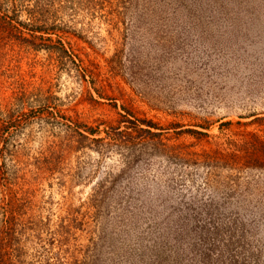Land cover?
<instances>
[{
	"label": "rangeland",
	"instance_id": "rangeland-1",
	"mask_svg": "<svg viewBox=\"0 0 264 264\" xmlns=\"http://www.w3.org/2000/svg\"><path fill=\"white\" fill-rule=\"evenodd\" d=\"M36 3L41 48L0 32L10 264H264V0Z\"/></svg>",
	"mask_w": 264,
	"mask_h": 264
},
{
	"label": "trees",
	"instance_id": "trees-1",
	"mask_svg": "<svg viewBox=\"0 0 264 264\" xmlns=\"http://www.w3.org/2000/svg\"><path fill=\"white\" fill-rule=\"evenodd\" d=\"M38 11H40L36 0H0V32L6 34H17L15 36H22V32L15 24L22 27V29L27 31L29 38H23L27 46L36 50L41 48L43 45H37L36 42H42L43 35L49 34L48 32H55L54 29H46L41 26H37L39 22L37 16ZM25 14L27 16L28 22H21L18 18ZM14 24V25H13ZM43 34L38 36L37 34ZM150 124V123H148ZM5 224L7 226V233H2L0 229V264H10L12 256H14L13 251H16L15 242L18 243V237L16 235V216L14 211L6 212L4 210L3 204L0 206V224Z\"/></svg>",
	"mask_w": 264,
	"mask_h": 264
}]
</instances>
